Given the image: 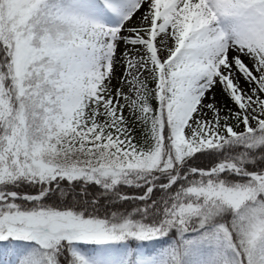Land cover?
Wrapping results in <instances>:
<instances>
[{"label":"snow or ice","instance_id":"1","mask_svg":"<svg viewBox=\"0 0 264 264\" xmlns=\"http://www.w3.org/2000/svg\"><path fill=\"white\" fill-rule=\"evenodd\" d=\"M0 264H264V0H0Z\"/></svg>","mask_w":264,"mask_h":264},{"label":"rangeland","instance_id":"2","mask_svg":"<svg viewBox=\"0 0 264 264\" xmlns=\"http://www.w3.org/2000/svg\"><path fill=\"white\" fill-rule=\"evenodd\" d=\"M217 100H218V102L221 103V104L229 103V102L226 100V98L223 97V96L219 93V91H217ZM229 106H232V105L229 104Z\"/></svg>","mask_w":264,"mask_h":264},{"label":"trees","instance_id":"3","mask_svg":"<svg viewBox=\"0 0 264 264\" xmlns=\"http://www.w3.org/2000/svg\"><path fill=\"white\" fill-rule=\"evenodd\" d=\"M204 163H206V161ZM64 188H65V186L62 185L61 186L62 191H64ZM91 191H93V190H90V193L89 194H91ZM61 199H63V196L61 197ZM72 200H73V202H75V200H76V194H75V192H73ZM52 203H55V199H53Z\"/></svg>","mask_w":264,"mask_h":264}]
</instances>
